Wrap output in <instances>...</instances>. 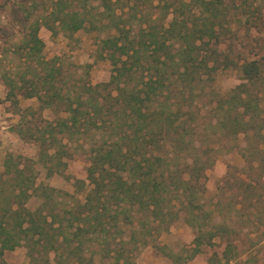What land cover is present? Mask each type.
Listing matches in <instances>:
<instances>
[{"label": "trees", "instance_id": "16d2710c", "mask_svg": "<svg viewBox=\"0 0 264 264\" xmlns=\"http://www.w3.org/2000/svg\"><path fill=\"white\" fill-rule=\"evenodd\" d=\"M88 1L30 0L28 6L19 3L15 8L20 14L15 13L13 21L24 34L19 49L25 51V59H30L25 65L28 70L20 75L21 85L27 84L23 96L35 97L40 110L51 108L55 116L45 120L33 137L38 143L37 159L47 165L42 181L35 183L28 158L6 154L3 159L0 258L4 251L23 245L30 264H49L48 253H52L53 264H94V253L107 257L110 252V264H124L118 254L127 242L123 224H131L138 214L142 235H152L165 230L178 212L194 232L188 255L192 257L200 246L212 245V238L222 237L226 230L207 226L200 213L199 191L206 165H199L203 162L197 156L191 157L189 164L185 160L171 163L163 155V144L170 145L171 155L179 159L178 153L188 150L190 137L196 134L198 112L193 101L199 96L194 91L197 83L203 90L211 79H201L198 75L202 72L197 69L210 72L218 63L217 48L206 45H216L218 30L227 23L223 20L226 8L221 6L224 1L155 0L151 4L149 0L154 12L145 21L134 2L98 0L96 11L91 13L93 7ZM75 6L78 8L73 9ZM179 7H185L186 12ZM167 16L170 18L165 22ZM101 20L106 21L103 26L114 30L99 45L112 67L109 81L102 86L113 85L116 93L108 91L102 97L97 93L101 84L87 82L72 92L58 78L55 60L40 56L43 43L37 31L44 27L51 33L61 30L71 35L85 26L95 29L94 23ZM133 22L138 25L135 30ZM168 38L173 41L167 42ZM38 65L44 71L40 72ZM240 71L244 82L214 100L215 109L222 111L212 125L230 139L245 134V163L249 170H258L250 179L247 173L245 176L256 183L264 174V148H259L264 145V119L259 116L257 95L251 88L259 77V64L255 60L245 62ZM170 84L173 94L166 92ZM256 118L261 126L254 125ZM106 122L111 132L91 151L84 180L74 181L87 186L83 200L49 187L51 173L57 165H65L63 137L72 138L85 125L101 128ZM243 182L240 179L239 185ZM33 192L41 202L30 210L24 204ZM65 196L73 201H64ZM115 239L117 248L110 246ZM225 240L220 258L212 254L207 264L237 259L233 244ZM87 242L95 243L97 249L87 248ZM0 264L5 263L0 259Z\"/></svg>", "mask_w": 264, "mask_h": 264}, {"label": "rangeland", "instance_id": "374dc122", "mask_svg": "<svg viewBox=\"0 0 264 264\" xmlns=\"http://www.w3.org/2000/svg\"><path fill=\"white\" fill-rule=\"evenodd\" d=\"M222 1L224 3L221 6L226 8L223 20L226 19L227 23H222L218 30L216 45L214 42L206 45L217 48L218 63L215 70L210 72L203 68L197 69L202 72L198 75L201 79H211L206 81L203 90L200 83L196 84L194 92L199 97L193 103L197 104L196 122L199 126L197 125L196 134L190 137L192 145L190 144L188 150H181L178 153L180 158L177 159L171 155L170 145L164 143L163 155H166V159L171 163L187 161L188 164L191 157L197 156L203 162L199 165H206L199 191L200 213L205 216L203 222H207V226L217 225L226 231L221 232L224 234L222 237L215 235L211 241L212 245L200 246L199 252L188 257L193 247L194 232L185 224L181 212H178L177 217L165 230L160 229L152 235H142L137 223L139 215L134 214L131 224L122 225L123 238L127 242L118 254L122 255L120 262L124 261V264H207L212 254H215L217 259L220 258L225 238L231 241L233 251L237 253V259H232L226 264H264V174L256 183L249 182L245 173L250 179L251 176L258 175V170H249L245 163V134H238L230 139L220 128L212 125L216 119L221 118L219 113L222 111L215 109L214 100L225 97L237 84L244 82L240 65L251 60L259 64V77L251 88L257 95L259 116L264 119V0ZM29 2L30 0H0V158L3 161L6 154L28 158L35 174V183H38L48 171L47 165L37 159L38 143L33 137L45 124V120L54 118L55 114L51 108L40 110L35 97L23 96L27 84L24 87L21 85L20 75L28 70L25 65L30 59H25V51L19 49L24 34L15 26L13 18L15 13L20 14L15 10L16 6L19 3L28 6ZM97 2L98 0L88 1L89 6L93 7L91 13L96 11L94 8ZM121 2L128 5L134 2L137 11L142 14V21L147 20L149 13L154 12L149 0ZM155 3V0H151V4ZM221 6L219 8L222 10ZM179 9L186 12L185 7ZM169 18L170 16H167L165 22ZM104 23L105 20L98 21L94 23L97 26L95 29L85 26L71 35L61 30L51 33L44 27L37 31V36L43 43L40 56L45 60H55L59 68L58 78L63 84L70 86L72 92L80 90L82 83L87 82L90 85L100 83L101 87L97 93L102 97H106L108 91L112 95L116 93L113 85L102 86L109 81L112 67L105 53L100 52L99 45L102 39L114 34L112 28L103 26ZM137 26L133 22L131 27L135 30ZM172 41V38H168L167 42ZM222 57L225 59L222 60ZM39 67L40 72L44 71L41 65L37 66L38 70ZM166 90L168 94H173V85H168ZM256 120L254 125L261 126L259 119ZM104 124L101 128L85 125V128L72 138L63 137L65 155L61 156L65 165H57V169L51 173L48 178L49 187L67 192L76 200H83L87 186H81L74 181L84 180L91 151L111 132L108 123ZM169 140L171 139L166 142ZM259 148H264V145ZM66 154L67 157H64ZM240 179L244 181L241 185ZM63 200L71 199L65 196ZM40 202V196L33 192L24 206L33 210ZM175 204L177 206V203ZM110 242V246L117 248L116 239ZM85 246L97 249L95 243L87 242ZM105 256L94 253L93 263L110 264L113 253ZM48 258L49 264H53L52 253H48ZM0 259L5 264H30L23 245L4 251ZM218 263L224 264L222 259Z\"/></svg>", "mask_w": 264, "mask_h": 264}, {"label": "crops", "instance_id": "0c3cea01", "mask_svg": "<svg viewBox=\"0 0 264 264\" xmlns=\"http://www.w3.org/2000/svg\"><path fill=\"white\" fill-rule=\"evenodd\" d=\"M3 128V127H2ZM0 134H1V132H0ZM0 146H1V139H0ZM2 158H0V172L2 171L1 169H2Z\"/></svg>", "mask_w": 264, "mask_h": 264}]
</instances>
